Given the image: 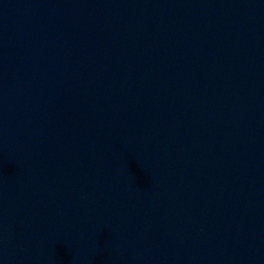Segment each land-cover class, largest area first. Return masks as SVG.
Here are the masks:
<instances>
[{
  "label": "water",
  "instance_id": "obj_1",
  "mask_svg": "<svg viewBox=\"0 0 264 264\" xmlns=\"http://www.w3.org/2000/svg\"><path fill=\"white\" fill-rule=\"evenodd\" d=\"M0 264H264V0H0Z\"/></svg>",
  "mask_w": 264,
  "mask_h": 264
}]
</instances>
